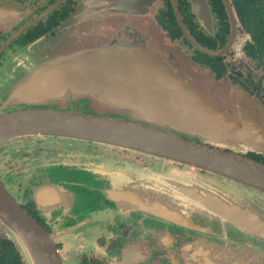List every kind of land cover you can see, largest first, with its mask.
<instances>
[{
	"label": "flooded vegetation",
	"instance_id": "obj_1",
	"mask_svg": "<svg viewBox=\"0 0 264 264\" xmlns=\"http://www.w3.org/2000/svg\"><path fill=\"white\" fill-rule=\"evenodd\" d=\"M81 2L0 0V114L32 108L24 103L28 96L10 98L15 83L48 62L68 72L74 68L71 57L81 55L80 68L95 69L96 80H83L76 88L65 81L58 87L64 91L50 90L51 99L69 105L53 109L156 124L153 120L164 117L129 102V95L141 100L139 90L152 82L150 75L159 79L166 75L155 69L146 73L147 66L126 71L105 64L103 56L121 50L98 49L106 43L104 38L99 44L100 34L91 40V48L70 50L75 37L67 23ZM116 2L100 17L88 16L83 22L115 20L109 14H120ZM205 2L208 29L194 15L191 0H156L151 21L160 48L142 51L164 62L162 66L192 91L195 102L200 99L214 107L203 95L216 98L224 105L221 111L227 120L241 125L240 119L247 118L257 127L252 131L264 135V0ZM173 5L186 35L220 55H207L188 42ZM139 18L145 26L146 19ZM200 117L214 116L199 113L195 105L198 130L177 134L264 163V145L253 148L235 140L222 147L213 145V138L199 130H203ZM167 125L172 126L166 122L165 129ZM0 181L15 203L52 237L61 264H264V194L206 170L89 141L20 136L0 147ZM184 189L195 190L202 201L187 197ZM208 194L227 206L224 215L205 201ZM155 202L167 206L168 212L152 210ZM248 219L257 223V229L246 224ZM0 264H23L19 248L2 227Z\"/></svg>",
	"mask_w": 264,
	"mask_h": 264
},
{
	"label": "water",
	"instance_id": "obj_2",
	"mask_svg": "<svg viewBox=\"0 0 264 264\" xmlns=\"http://www.w3.org/2000/svg\"><path fill=\"white\" fill-rule=\"evenodd\" d=\"M114 1L104 0L101 3H92L91 0H82L67 23L75 37L73 43L79 45L82 40L95 38L96 34H100L102 37L106 36L109 40L108 43L97 48L121 51L116 55L103 56L105 64L116 65L126 71L134 66H147L146 73L151 69L154 72L155 69L157 73L161 71L166 75V78L161 79L153 74L150 75L153 77L152 82H147L148 86L139 90L138 94L143 95L141 100L138 101L131 96V93L128 94L129 102L132 100L146 109V112L166 118L153 120L157 125L153 123L147 125L145 122L152 121L143 120L134 123L120 118L51 108L49 104L54 102V99H51L53 95L50 90L52 92L54 89L64 91L65 88L58 87L65 81L67 86L76 88L82 84L83 80L88 82L96 80V76L92 77L96 73L95 69L82 70L80 68L83 65L80 61L81 55H76L71 57V65L74 68L68 72L64 73L63 68L55 69L48 62L42 68L39 67L33 72L34 75H30L22 83L13 85L10 98L28 96V100L24 103L32 108L0 114V147L6 141L20 136H49L89 141L206 170L264 194V163L235 153L195 144L177 134V132H182L188 135L189 132L198 130L195 128V105H197L199 113H209L214 116L212 119L200 117V127L203 130L199 129L204 133V137L213 138V145H226V141L232 140L249 144L253 148H262L264 145L263 140H258L259 138L263 139L264 135L252 131L257 127L250 120L241 118V125H236L227 120L220 109H215L200 99L195 102V95L192 91L162 66L165 64L164 62L156 59L154 54L142 51L153 49L151 47H153L152 42L155 39L152 34L157 30L154 28L151 16L156 7V0H119L116 5L119 6L120 14H109V16H115V20L88 24L83 22L88 16L100 17L101 11L115 6ZM191 5L194 15L196 14L203 27L208 29L209 10L205 0H191ZM172 9L184 37L194 48L210 56L221 54L220 52H210L195 44L186 35L174 5ZM140 15H142L141 19H148L145 26L138 21ZM118 17L119 19H117ZM149 24L154 32L142 34L144 30L140 31L141 28H147ZM86 26L89 28L87 31L85 30ZM136 49H140L139 53L135 52ZM95 64H98V61H89V65ZM65 75H67L66 78ZM86 75L88 76L84 77ZM75 88H69V90H76ZM123 93L125 92L123 91ZM150 98L153 100L151 103L148 101ZM15 106L17 105L15 104ZM166 122L172 124V126L167 125L168 129L163 126ZM169 129L173 132L168 131ZM182 192L189 198L202 201L203 197H197L195 190L184 189ZM204 199L210 202L212 210L217 214L224 215L227 212V206L218 196L208 194ZM150 208L160 212H168L169 209L158 202L152 204ZM246 224L254 228L257 225L249 219ZM0 227L7 231L10 239L17 245L28 264H61L52 237L15 203L1 181Z\"/></svg>",
	"mask_w": 264,
	"mask_h": 264
},
{
	"label": "rangeland",
	"instance_id": "obj_3",
	"mask_svg": "<svg viewBox=\"0 0 264 264\" xmlns=\"http://www.w3.org/2000/svg\"><path fill=\"white\" fill-rule=\"evenodd\" d=\"M148 21V19L146 20V22ZM139 23V22H138ZM142 30H144V33H142V34H147V33H149L150 31H153L154 32V30H153V28L151 27V25L149 24V26L147 27V28H145L144 27V29H142L141 28V30L140 31H142ZM152 36L156 39V37H157V31L154 33V34H152ZM106 39V43H108V37L106 38V36L105 37H101L100 39H101V41H100V43L99 44H103L104 43V40L103 39ZM93 39V38H92ZM92 39H85V40H82V42H80L79 43V45H77V44H75V43H72V45H70V50L71 51H76V52H80L82 49H84V48H91L92 46H94V44L93 43H91V40ZM155 42V43H154ZM153 42V47H151V48H153V49H159L160 48V44L159 43H157L158 42V40H156V41H154ZM147 45H148V43H147ZM70 50H69V52H70ZM139 51H140V49H136L135 50V52L136 53H139ZM49 54H51V57H52V54L53 53H49ZM46 57H48V56H46ZM46 59H48V58H46ZM204 96V98H207V101L209 102V103H211L215 108H217V109H220V110H222V108H224V105L218 100V99H216V98H213V97H211V96H206L205 97V95H203ZM220 100H221V98H220ZM49 106L51 107V108H60V109H67V108H69V105L67 104V103H64V102H61V101H54V102H51L50 104H49ZM95 108V110L97 111V110H100V108L98 109L97 107H94ZM103 110V109H102ZM104 113H109V112H107V111H105ZM51 141V139H47V141ZM222 146H225V145H220V147H222ZM22 260H23V264H28V262L26 261V259H24L23 257H22Z\"/></svg>",
	"mask_w": 264,
	"mask_h": 264
},
{
	"label": "trees",
	"instance_id": "obj_4",
	"mask_svg": "<svg viewBox=\"0 0 264 264\" xmlns=\"http://www.w3.org/2000/svg\"><path fill=\"white\" fill-rule=\"evenodd\" d=\"M183 21V20H182ZM174 24H176L175 22H174Z\"/></svg>",
	"mask_w": 264,
	"mask_h": 264
}]
</instances>
